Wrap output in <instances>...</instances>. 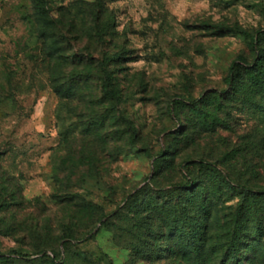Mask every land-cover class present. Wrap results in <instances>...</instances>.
<instances>
[{
    "label": "rangeland",
    "instance_id": "374dc122",
    "mask_svg": "<svg viewBox=\"0 0 264 264\" xmlns=\"http://www.w3.org/2000/svg\"><path fill=\"white\" fill-rule=\"evenodd\" d=\"M42 1L0 0V251L46 254L0 264H193L170 228L212 223L215 248L237 217L264 264V93L225 81L264 51V0ZM106 57L119 105L56 92L97 94Z\"/></svg>",
    "mask_w": 264,
    "mask_h": 264
},
{
    "label": "trees",
    "instance_id": "16d2710c",
    "mask_svg": "<svg viewBox=\"0 0 264 264\" xmlns=\"http://www.w3.org/2000/svg\"><path fill=\"white\" fill-rule=\"evenodd\" d=\"M35 7L37 8L38 14H40L43 18L45 17L42 0H34ZM95 24L99 25L98 17L94 19ZM259 31L258 33H261ZM239 33L249 37L254 44L258 43V36L246 30H240ZM120 54L116 53L111 56L112 60H118L120 58ZM106 66L103 67V76L101 77L102 83L99 88V92L94 94L91 90V87L87 84L88 82H92L93 77L89 75H79L74 78V83L68 85L66 84L64 87L55 89L56 92L61 96V98H65L67 101L71 99H79L82 103L85 104L86 108H89L92 104L95 103H103L105 106L107 103L109 104H117L119 105L121 102L119 93L117 90L113 89L112 81H111V72L109 70V58L106 57ZM242 61V63H241ZM243 64V67H242ZM243 68V75L240 73V69ZM245 79L242 80L241 86L239 87V91L246 92L248 88L260 90L264 93V51H258L257 56L252 62L245 60L244 57L240 56L238 59L234 60L229 68V73L225 78L227 84L232 87L235 91L238 88V82L241 80V77ZM224 92L223 94H226ZM98 99L100 101H98ZM97 100V101H96ZM107 110L103 113L106 114L104 116L100 114L92 115V121L90 125L87 127L88 134L93 135L96 134L98 137H102L101 129L104 128V124L107 120L112 118V111L106 108ZM115 112L119 113L124 117V114L121 108H116ZM100 122L101 125H97ZM101 126V127H100ZM99 132V133H98ZM195 161L189 162V164H194ZM200 163H206L204 161H200ZM240 187V186H239ZM241 188L248 192V188L241 186ZM185 225H181L176 228H170L171 236L174 238H178L181 241H185L184 250L186 254L195 258V263L193 264H206L204 262L203 257L207 253L219 252L221 253V257L219 260V264H243V259L240 256V248L239 244L242 242L244 231H241L243 223L241 219L237 217L235 226L229 229L230 235L228 240L223 245L217 243V247H210V243L208 242L207 236L210 230L211 224L206 222H198L192 225L191 223H184ZM257 234H260V231H257ZM216 250V251H215ZM62 249H60L61 253ZM46 254V251H39L35 254H17V253H3L0 251V262H7L14 258H21L25 260L33 259L36 255ZM199 258V259H198ZM57 261H59L58 257H55Z\"/></svg>",
    "mask_w": 264,
    "mask_h": 264
}]
</instances>
